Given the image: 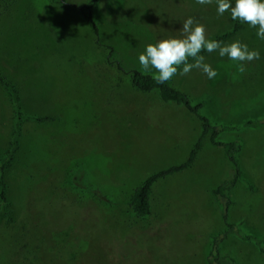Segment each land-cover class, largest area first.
I'll use <instances>...</instances> for the list:
<instances>
[{
	"label": "rangeland",
	"instance_id": "rangeland-1",
	"mask_svg": "<svg viewBox=\"0 0 264 264\" xmlns=\"http://www.w3.org/2000/svg\"><path fill=\"white\" fill-rule=\"evenodd\" d=\"M87 1L0 0V158L16 131V99L26 115L5 168L0 264H209L212 235L224 228L213 189L234 170L225 147L205 136L189 167L154 183L151 213L137 216L134 187L187 160L200 127L185 106L137 91L128 71L143 70L144 47L180 36L188 17L210 38L236 20L218 16L215 2L124 0L122 8L121 0H102L92 11L96 34L80 8ZM255 32L241 22L222 40L260 51L244 72L204 52L214 79L193 69L171 82L193 103L204 100L200 113L212 122L238 127L217 139L241 141L237 156L253 188L240 181L231 190L230 221L264 241V124L242 127L264 117V41ZM222 246L239 264H264L254 243L235 233Z\"/></svg>",
	"mask_w": 264,
	"mask_h": 264
},
{
	"label": "trees",
	"instance_id": "trees-1",
	"mask_svg": "<svg viewBox=\"0 0 264 264\" xmlns=\"http://www.w3.org/2000/svg\"><path fill=\"white\" fill-rule=\"evenodd\" d=\"M60 2H64V0H58ZM98 0H89L87 3L83 4L81 8L83 9L85 16L88 22L93 27L96 34H98V26L95 22L92 11L94 7L97 5ZM241 26V21L236 20L231 28L225 30L224 32L219 33L211 39L222 41L229 35L236 33ZM110 50L112 48L110 47ZM204 53V52H202ZM201 53V54H202ZM191 61V58H189ZM118 69L123 70L121 64L117 62ZM130 75V81L132 86L140 92L143 93H157L160 99L166 103H174L181 106H185L189 110H191L197 117L199 121L200 132L196 142L194 143L187 160L184 162L169 166L166 169L160 170L156 173L150 174L145 179H143L136 187H134L129 201L131 208L137 216L144 217L151 213V191L154 183L165 175L179 172L187 167H189L194 160L201 148V143L205 136H209L210 141L215 145H220L225 147V152L230 160V163L233 167V174L231 177L222 180L215 189H213V194L216 200L222 206V218L224 220V228L212 235V249L208 255V263L209 264H239L238 258L235 253L231 250H227L222 246L224 240L231 234L235 233L240 236L243 240L247 242H252L257 247L258 251L264 255V241L262 238L257 237L251 233H240V230L237 228L234 222L230 221V207L232 205L231 198V190L240 182L244 181L247 183L248 187L253 188L250 181L243 177V170L241 168L237 153L241 150L242 143L240 140H233L230 142H222L218 140V135L224 130L235 129L238 128L236 125L230 124H219L212 122V120L200 113V109L204 106V100L199 101L197 103H193L191 101L190 96L174 87L172 85V78L169 81H166L164 84L156 83L154 78L155 74L140 70V69H131L128 71ZM9 90L13 95L16 94L15 89L7 85ZM16 99V98H15ZM16 102V131L12 136V145L9 152H7L3 157L0 158V214L6 213L8 214L9 210L6 206L7 204V196H6V183L4 181V174L6 166L11 164L13 151L16 149L18 143L19 129L21 121L26 117L20 110V104L17 99ZM32 117V116H31ZM37 120L49 119V116L40 117L33 116ZM261 124H264V117L258 118H249L242 122V127H257ZM78 152L79 155L82 151H74ZM25 247V246H23Z\"/></svg>",
	"mask_w": 264,
	"mask_h": 264
},
{
	"label": "clouds",
	"instance_id": "clouds-1",
	"mask_svg": "<svg viewBox=\"0 0 264 264\" xmlns=\"http://www.w3.org/2000/svg\"><path fill=\"white\" fill-rule=\"evenodd\" d=\"M213 2L218 16L228 12L232 20H239L255 28L257 39L264 41V0H195L201 6ZM202 52H217L219 57H227L236 62L240 72L245 71L248 63L261 59L258 49L250 48L240 39L230 43L211 39L203 24L188 17L183 21L180 36H166L155 43H148L138 55V63L144 71L154 70L158 84H164L177 74L187 75L193 69L202 71L212 80L217 76V71L205 62ZM189 58L192 62H189Z\"/></svg>",
	"mask_w": 264,
	"mask_h": 264
},
{
	"label": "crops",
	"instance_id": "crops-1",
	"mask_svg": "<svg viewBox=\"0 0 264 264\" xmlns=\"http://www.w3.org/2000/svg\"><path fill=\"white\" fill-rule=\"evenodd\" d=\"M53 1H57V2H58V0H53ZM88 1H89V0H88ZM88 1H87V2H88ZM101 1H102V0H98V3H97L96 6H98V5L101 3ZM164 1L169 2V1H171V0H164ZM175 1H176V3H180V0H173V2H175ZM87 2H86V3H87ZM123 3H124V0H121V1H120V5H121L122 8L124 7V4H123ZM165 3H166V2H165ZM80 8H81V7H80ZM81 10L83 11L82 8H81ZM83 12H84V11H83ZM84 14H85V13H84ZM119 15H121V14L119 13ZM121 16H122V15H121ZM85 17H86V16H85ZM144 19H146V18H144Z\"/></svg>",
	"mask_w": 264,
	"mask_h": 264
}]
</instances>
